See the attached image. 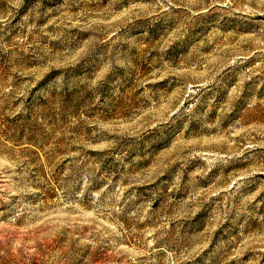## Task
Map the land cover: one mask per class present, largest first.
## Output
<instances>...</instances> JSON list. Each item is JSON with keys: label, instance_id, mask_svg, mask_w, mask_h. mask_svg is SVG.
Segmentation results:
<instances>
[{"label": "rangeland", "instance_id": "obj_1", "mask_svg": "<svg viewBox=\"0 0 264 264\" xmlns=\"http://www.w3.org/2000/svg\"><path fill=\"white\" fill-rule=\"evenodd\" d=\"M0 264H264V0H0Z\"/></svg>", "mask_w": 264, "mask_h": 264}]
</instances>
